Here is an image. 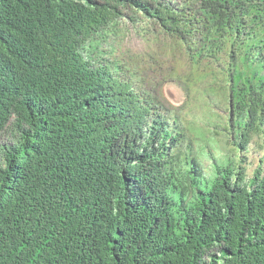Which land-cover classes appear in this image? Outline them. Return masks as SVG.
Segmentation results:
<instances>
[{"label":"trees","instance_id":"16d2710c","mask_svg":"<svg viewBox=\"0 0 264 264\" xmlns=\"http://www.w3.org/2000/svg\"><path fill=\"white\" fill-rule=\"evenodd\" d=\"M5 132L0 264H264V0H0Z\"/></svg>","mask_w":264,"mask_h":264},{"label":"rangeland","instance_id":"374dc122","mask_svg":"<svg viewBox=\"0 0 264 264\" xmlns=\"http://www.w3.org/2000/svg\"><path fill=\"white\" fill-rule=\"evenodd\" d=\"M123 39V50L129 49L130 55L136 57H139L141 55H147V51H150L151 41H146L144 39V36L137 35L135 33H130L122 37ZM154 48L157 50L159 49V46H154ZM132 59H135L131 57ZM171 88V87H170ZM1 142H8L9 141V133L5 132L0 136Z\"/></svg>","mask_w":264,"mask_h":264}]
</instances>
